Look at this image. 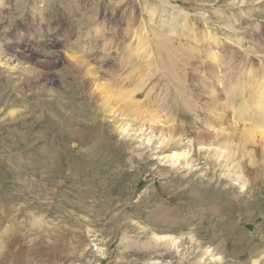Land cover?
I'll return each mask as SVG.
<instances>
[{
    "label": "rangeland",
    "instance_id": "rangeland-1",
    "mask_svg": "<svg viewBox=\"0 0 264 264\" xmlns=\"http://www.w3.org/2000/svg\"><path fill=\"white\" fill-rule=\"evenodd\" d=\"M173 3L192 14L186 24L159 0H0V60L15 68L0 65L9 71L0 73V264H218L212 253L222 264H254L264 252V182H252L253 194L219 183L228 174L221 166L207 173L208 148L190 166L186 148L177 150L174 164L175 151L156 150L160 131L151 137L106 110L119 102L106 84L124 76L127 43L143 22L157 51L161 41L177 50L185 36L199 47L179 73L199 104L197 71L210 72L208 84L218 64L197 16L223 40L222 73L236 65L245 77L264 72V0ZM159 77L138 91L144 104L175 103ZM198 116L181 122L191 138L204 131L192 123Z\"/></svg>",
    "mask_w": 264,
    "mask_h": 264
},
{
    "label": "bare ground",
    "instance_id": "bare-ground-1",
    "mask_svg": "<svg viewBox=\"0 0 264 264\" xmlns=\"http://www.w3.org/2000/svg\"><path fill=\"white\" fill-rule=\"evenodd\" d=\"M174 1L180 3V0ZM159 2L173 13L183 17V24H186L192 15L185 12L181 7L175 6L173 0H159ZM156 12L152 11L151 16H155ZM197 18L204 22V27L208 33L204 42L210 47V57L216 62V65L218 64L216 80L209 81L208 84L206 83V76L210 72L204 71L202 75V71H197L200 75L201 84L205 85L203 89L206 96L205 102L199 104L188 98L191 95V90L179 77V73L184 69L187 72L188 67L191 65L192 60L190 59L192 57L190 58V54H193V52L200 54L199 47L195 46L194 51L191 50L190 37L185 36L187 44L181 43L182 45H178L177 50L173 47L169 48L165 41H161L160 44L154 43L158 45L157 51L153 49V45L147 37L148 27L143 22V26L139 28L138 32L133 29L131 40L127 43L126 47H130V49L126 54L127 61L123 65L124 76L114 74L110 82L106 84V89L119 100L116 110L113 107H106V110L108 113H112L114 117L128 120L130 128L135 125L150 128L152 130L151 137H157L155 131L157 133L160 131L159 146L156 150L159 151V154L175 151L171 154L172 156H169L174 164L180 161L177 150L186 148L183 154L187 156L186 166H190L195 162H190L192 160L191 156L196 157L197 162L199 160L198 156L203 153L205 148H208V154L213 155L212 157L208 156L209 167L206 170L207 173L210 174L216 169V166H221L224 168L223 172L228 174L227 178L230 182L219 180V183L228 182L231 183V186L240 183L239 186L242 190L249 186V193L253 194L252 189L253 191L258 189L253 187L252 182L254 186L256 183L261 186L259 188H263L264 182V72L257 74L258 76L250 74V76L245 77L236 71V65V68L229 73H222L220 71L222 63L216 55V49L221 46L222 39H219L218 34L212 31L207 23L208 20L205 19L206 16L201 15ZM191 36H196V33L191 32ZM7 60L4 61V64L3 60H0V65L5 67L9 65L10 67L8 66L7 69L12 72L15 68L11 67V61ZM85 68L86 73L93 76L95 82H98L97 76L92 72L91 65L87 63ZM7 69H5L6 72ZM155 74H160L158 81L162 79L169 86H172V89L166 88L164 92L168 97H177H175L174 104L170 105V103L162 101L158 97L155 101L144 104L141 99L137 98L138 91ZM191 74L193 75L192 72ZM128 77L132 80L137 78L136 82L133 81L137 83L136 87H132L133 84L129 83ZM184 77H186V73ZM101 89L105 88L102 86ZM171 101H173L172 98ZM194 112L203 113L202 117L198 116L197 120L192 123H202L204 131L196 133L191 138L188 127H184L181 122L183 123L188 114L193 116ZM193 152H195L194 155H192ZM215 175L216 173L213 176ZM250 177L254 178L251 179ZM245 195L246 193L243 192V196ZM154 238L170 246L177 244L176 239L172 237L155 235ZM216 256L215 253H212L211 260L222 264L223 258ZM261 263H264V252L260 258L254 261V264ZM205 264L207 263L205 262Z\"/></svg>",
    "mask_w": 264,
    "mask_h": 264
}]
</instances>
